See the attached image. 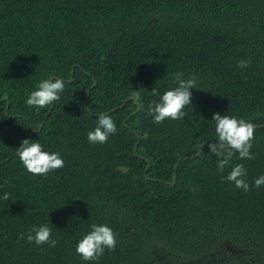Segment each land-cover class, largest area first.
<instances>
[{
  "label": "trees",
  "instance_id": "16d2710c",
  "mask_svg": "<svg viewBox=\"0 0 264 264\" xmlns=\"http://www.w3.org/2000/svg\"><path fill=\"white\" fill-rule=\"evenodd\" d=\"M177 72L196 74L198 89L183 119L154 123L149 106ZM51 76L66 81L60 99L27 105ZM102 112L117 131L93 144ZM215 113L257 124L253 159L237 153L218 169ZM24 139L64 167L29 173ZM236 164L247 192L223 179ZM261 175L264 0H0V264H264ZM44 224L55 247L27 240ZM92 224L111 227L117 245L84 261L76 246Z\"/></svg>",
  "mask_w": 264,
  "mask_h": 264
},
{
  "label": "clouds",
  "instance_id": "9594fccd",
  "mask_svg": "<svg viewBox=\"0 0 264 264\" xmlns=\"http://www.w3.org/2000/svg\"><path fill=\"white\" fill-rule=\"evenodd\" d=\"M251 63L250 59H240L237 67L246 69ZM176 86L163 92L158 101H154L149 106L148 114L153 117L154 123H162L166 119L179 120L185 117L184 109L191 104V89L197 88V76L185 78L183 72L174 74ZM66 81L61 78L44 79L38 85L37 89L32 91L26 100V104L36 107L38 110L52 105L60 99V93L65 90ZM198 89V88H197ZM153 95H157V90H152ZM131 97L136 101L140 100L139 91H131ZM215 122L216 142L208 145L209 150L217 157V167L223 172L228 166L232 157L238 153L241 160L253 159L252 141L255 136L257 124L247 121L243 118L221 115L215 113L213 116ZM262 125V124H259ZM36 128V127H35ZM39 130L38 128H36ZM117 131L116 124L111 115L102 113L98 117L97 126L93 131L88 132L87 138L90 143H107L111 134ZM19 160L27 171L33 175L46 176L50 171L64 167V160L59 153H49L43 150L39 142L24 139L17 148ZM246 169L243 164H236L231 167L228 175L223 177L229 182L235 184L237 188L245 192L250 190L248 182L244 179ZM255 187L260 188L264 185V175L255 179ZM7 184V181H5ZM195 190V189H193ZM4 200L10 199V195L5 192ZM52 229L47 225L33 227L27 235L29 243L35 242L37 245L48 244L55 247L57 241L51 239ZM24 239V234L19 235ZM117 245V234L108 225L92 224L91 230L83 236L77 243L76 253L84 261H97L104 255L105 249L114 251Z\"/></svg>",
  "mask_w": 264,
  "mask_h": 264
},
{
  "label": "water",
  "instance_id": "95a60500",
  "mask_svg": "<svg viewBox=\"0 0 264 264\" xmlns=\"http://www.w3.org/2000/svg\"><path fill=\"white\" fill-rule=\"evenodd\" d=\"M72 72H74V69H72ZM52 78H53V76H51L50 79H52ZM95 83H96V81L94 80V83H93L92 85H94ZM92 85H91V86H92ZM128 98H132V97L130 96V97H128ZM128 98H127V99H128ZM2 99H7V97L5 96V97H3ZM49 112H50V110H49ZM49 112H48V114H49ZM102 113H105V112H102ZM102 113H99V115L102 114ZM202 146H203V144L200 145L199 150L202 148ZM136 147H137V145L135 146V148H136ZM185 157H186V156H185ZM177 164H178V162L175 163L174 168L177 167ZM149 165H150V160H148V164H147V166H146V168H145L146 171L148 170ZM117 167H118L119 169L123 170V171L126 170V169L128 168L127 166H124V165H117ZM175 179H176V175H175V171H174V177H173V180L171 181V183H174Z\"/></svg>",
  "mask_w": 264,
  "mask_h": 264
},
{
  "label": "bare ground",
  "instance_id": "6f19581e",
  "mask_svg": "<svg viewBox=\"0 0 264 264\" xmlns=\"http://www.w3.org/2000/svg\"><path fill=\"white\" fill-rule=\"evenodd\" d=\"M184 49H186V48H184ZM184 52H185L184 54H186L188 51H187V52L184 51ZM187 56H188V55H186V56H184V57H187ZM187 58H188V57H187ZM184 62H185V61H184ZM184 62H183V64H186V62H185V63H184ZM188 65H190V64H188ZM188 65H187V67H188ZM185 67H186V66H185ZM180 68H181V67H180ZM203 69H204V68H202V72L204 71ZM181 70H184V69L181 68ZM184 72H186V71H184ZM205 72H206V71H205ZM203 73H204V72H203ZM186 74H187V73H186ZM188 74H189V72H188ZM192 75H193V74H192ZM184 77H185V74H184ZM187 78H188V77H187ZM197 83H198V82H197ZM138 102H139V101H138Z\"/></svg>",
  "mask_w": 264,
  "mask_h": 264
}]
</instances>
